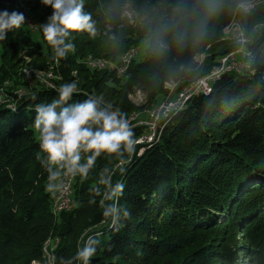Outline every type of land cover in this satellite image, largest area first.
<instances>
[{
    "label": "trees",
    "instance_id": "16d2710c",
    "mask_svg": "<svg viewBox=\"0 0 264 264\" xmlns=\"http://www.w3.org/2000/svg\"><path fill=\"white\" fill-rule=\"evenodd\" d=\"M248 1L220 0L209 13L206 0H76L90 14L93 33H73L66 43L76 50L59 64L40 30L50 7L37 22L40 43L24 25L0 41V89L6 83L24 92L19 99L16 90H4L3 98L16 102L15 112L0 106V264H48L47 245L54 240L53 264H61L75 255L81 238L93 234L101 243L90 264H264V0L236 16L249 39L248 69L226 73L208 95L173 111L155 142L137 145L124 175L115 160L98 159L88 180L74 179L70 211H52L32 127L34 106L50 102L59 85L72 80L82 93L74 99L102 94L127 119L142 110L129 99L135 89H143L147 104L155 106L161 95L167 97L166 84L183 88L208 74L221 56L238 51L223 30ZM37 2L0 0V11L27 19V8ZM165 24L172 27L164 31ZM177 33L185 34L182 43ZM158 35L167 45L162 50L154 46ZM143 41L148 47L142 61L134 58L123 77L87 63L115 62ZM203 53L208 57L200 65L196 58ZM27 71L51 72L53 86L29 79ZM133 129L138 138L145 135L144 126ZM104 167L113 168V184H125L119 202L131 218L118 231L103 223L101 196L89 203V189Z\"/></svg>",
    "mask_w": 264,
    "mask_h": 264
},
{
    "label": "clouds",
    "instance_id": "9594fccd",
    "mask_svg": "<svg viewBox=\"0 0 264 264\" xmlns=\"http://www.w3.org/2000/svg\"><path fill=\"white\" fill-rule=\"evenodd\" d=\"M41 3L52 9V15L41 23L42 38L53 53L52 59L59 64L76 50L75 44L66 43L73 33H93L91 16L83 12L82 3L76 0H41ZM206 3L208 12L213 13L220 0H206ZM25 24L23 13L0 11V41H5L10 32ZM171 27L165 24L163 30ZM194 35L200 38L203 31L197 29ZM175 38L182 43L185 34L177 33ZM154 46L162 50L167 45L158 35ZM56 92V97L50 102L38 103L33 109L32 127L39 143L36 159L47 173L45 193L53 198L58 193L63 194L66 178L79 176L81 183L88 180L101 157L115 160V170L124 175L126 166L131 163L130 158L136 154L137 145L142 143L130 120L119 110H112L102 94L87 93L83 94L86 98L74 99L82 95L76 80L60 84ZM114 174L111 167L100 169L96 186L89 189L93 194L89 203L95 204V197L101 196L103 223L118 231L123 226L122 222L131 218V213L120 205L125 184L123 181L113 184L111 178ZM100 243L96 234L81 238L75 255L66 261L61 258V264H90Z\"/></svg>",
    "mask_w": 264,
    "mask_h": 264
},
{
    "label": "rangeland",
    "instance_id": "374dc122",
    "mask_svg": "<svg viewBox=\"0 0 264 264\" xmlns=\"http://www.w3.org/2000/svg\"><path fill=\"white\" fill-rule=\"evenodd\" d=\"M48 10V7H46V6H44L41 2H37V3H33V4H31L28 8H27V11H26V16H27V19H26V24L24 25V28L26 29V31L28 32V34H30V36L34 39V41L35 42H37V43H40V39H39V30H38V20H39V18H41V16L46 12ZM129 19H132V20H134V21H137V18H136V16H135V18H133V15H131L130 13L129 14H127L126 15ZM239 27H241L240 26V22L239 21H234V23H233V25L231 26V28H230V30H229V33H228V35H226L225 36V39L227 40V41H230V42H235L236 41V38L238 37V34L240 33V29H239ZM243 32V31H242ZM242 32L240 33V36L239 37H241L243 34H242ZM147 47H148V44H147V41H143L142 43H141V45L139 46V48H137V50L135 51V50H131L130 52H128V53H126V54H133L132 55V58H131V60H130V64L128 65V68L130 67V65H131V62H132V60L135 58L136 59V62L138 63V62H141L142 61V59H143V57H144V55H145V51H146V49H147ZM1 48H0V55H1ZM229 56V54L227 55V56H225V57H228ZM240 56H242L241 54H240ZM246 58L247 57H245V56H243V59H245V61H246V69H248V63H247V60H246ZM101 61H108V60H106V59H100ZM221 60H223V58H221ZM99 61V60H98ZM201 61V60H200ZM93 63V62H92ZM92 63H91V66H93L92 65ZM217 64H221V62H218ZM99 70H101V69H99ZM240 70H245V69H239V71ZM238 71V72H239ZM230 72H234L233 71V68H226V69H224L222 72H220V73H223L222 74V76L223 75H225L226 73H230ZM237 72V73H238ZM241 72V71H240ZM28 74V76H29V79L31 78V77H33V78H36L37 76H40V74L39 73H37V72H28L27 73ZM32 74V75H31ZM117 74V73H116ZM211 74H212V71H211ZM210 74V75H211ZM126 75V74H125ZM125 75H118L117 74V76L118 77H123V76H125ZM219 76V74L216 76V78ZM221 76V77H222ZM37 79V78H36ZM219 80V79H218ZM218 80H216V81H218ZM215 81V82H216ZM214 82V83H215ZM168 84H170V83H168ZM166 88H167V94H166V96L167 97H165L164 95H161V97H159L158 98V102H157V104H153V105H155V106H152V104L150 105H148L147 104V94L144 92V90L143 89H135L134 90V93H131L130 95H129V99H130V101H131V103L134 105V106H136V107H139V108H141L142 110L141 111H139V112H134V113H132L131 114V116H129V120H130V122H131V125L133 126V127H136V126H144V128H145V135L144 136H142L141 138H139L141 141H142V143H143V145H146V144H152L153 142H155V139H157V137L159 136V133L161 132V129H163V125L161 124V122L163 121V120H159L157 123H158V125H157V131H156V133L153 135V129H152V126H153V124L155 123V121H154V123L153 124H151L152 123V120H151V118H152V116L154 115V113L153 112H155L157 109H159V108H161V106H164L165 104H168L167 103V99L169 98V96H170V94H171V92L173 91V90H175V88H174V85H172L171 87H169V86H166ZM4 90H6V91H8V90H13L12 92H14V90H16L14 87H12V86H10V85H8V84H6V83H4L3 84V87H1V89H0V93H1V95H0V97L1 96H3V95H5L6 93H5V91ZM210 90H212V86L209 88H207V90H206V92H203L205 95H208L211 91ZM16 93H17V95H18V98L20 99V97H22L23 96V94H24V92L21 90V89H18V90H16L15 91ZM165 97V98H164ZM187 97V96H186ZM185 97V98H186ZM188 100H186L185 101V103L187 102ZM10 102H12V103H14V104H16V102L12 99ZM6 106H12L10 103H8V102H5L4 103ZM4 104H0V106L1 105H4ZM173 112V111H172ZM172 112H170V113H167V114H165L164 116V120H166L168 117H169V115L172 113ZM166 113V112H165ZM152 119H154V118H152ZM156 121H157V119H156ZM151 124V125H150ZM148 126H150V127H148ZM35 134V133H34ZM35 137H36V135H35ZM37 138V137H36ZM144 139H148V140H144ZM150 139V140H149ZM143 140H144V142H143ZM142 143H140V144H138V145H141ZM73 181L71 182V186H70V188H71V190H70V193H69V197H72V194H73V184H74V179H72ZM54 201H57V197H55L54 198ZM54 203V202H53ZM72 207H73V204H68V208H67V211H70L71 209H72ZM58 244V241L57 240H54V241H52L51 243H48V245H47V249H48V251L50 252V258L48 259L49 260V262H48V264H53V262H54V256H53V252H54V250H56V248H57V245Z\"/></svg>",
    "mask_w": 264,
    "mask_h": 264
},
{
    "label": "built area",
    "instance_id": "2783aa9c",
    "mask_svg": "<svg viewBox=\"0 0 264 264\" xmlns=\"http://www.w3.org/2000/svg\"><path fill=\"white\" fill-rule=\"evenodd\" d=\"M245 51L246 50H244V48H241L239 51H237L235 53H230L228 57H223V60H220L221 64L215 66L212 69V77L202 78V79H199V80L191 83L190 85L183 88L176 95L174 101H171L170 103L165 104L164 106H161V108H159L155 112H153L154 115L152 116V118H154V119L151 118V120H152L151 124H153L155 121V123L152 126V129L154 131L153 135L157 131V125L159 123L158 121L164 120V115H165L166 111L172 110L176 104H185V97L186 96H193L194 97V96L201 94L204 91H206L207 88L209 87V85H211L214 77H216L218 74H220V72H222L224 69L233 68L234 72H238L239 69H246V61H245V59H243V52H245ZM240 54L242 56H240ZM125 67H126V64H125ZM37 80L40 81L39 78H37ZM156 119H157V121H156ZM148 127H150V126H148ZM144 140H148V139H144ZM144 140H143V142H144ZM60 198H61L60 213H62V212H64V207H66L67 204H73V203H72V197H69L68 192L63 193V195H60Z\"/></svg>",
    "mask_w": 264,
    "mask_h": 264
},
{
    "label": "bare ground",
    "instance_id": "6f19581e",
    "mask_svg": "<svg viewBox=\"0 0 264 264\" xmlns=\"http://www.w3.org/2000/svg\"><path fill=\"white\" fill-rule=\"evenodd\" d=\"M245 52H243V56L246 57V56H248V54H245ZM132 55L133 54H125V55L121 56L115 62H112V61H101L100 59H99V61L98 60H93V59H88L87 63L89 65V67L94 68V69H105V68H108L109 70H114L120 76V75H125L127 73L128 69H129L128 65L130 64V60L132 58ZM91 63H92L93 66H91ZM125 64H126V67H125ZM28 72L30 73L31 71H27V73ZM39 74H40V76H37V78L40 79L41 83L45 84L48 87L49 86H53L51 80L54 79V77H53V74L51 72L47 73V74H44V73H39ZM222 74L223 73H220L217 78L214 77V79L212 80V83H214L216 80L220 79ZM209 77H212V74ZM172 85H174V83L166 84V86H169V87H171ZM210 87H211V85H209V88ZM204 92H206V91H204ZM3 97H4V95L0 97V104H4L5 102L10 103L11 100L3 98ZM192 97L193 96H187L185 98V101L191 99ZM10 104L14 105V103H12V102ZM183 106H184V104H176L172 110L166 111L165 114L170 113V112L175 111V110H178V109L182 108ZM72 181L73 180L71 178H66L65 179L66 188H65L64 193H67V192L70 193V190H71L70 186H71V182ZM60 195H63V194L58 193L57 196H56L57 197V201H54V203H53L52 211H53V213L55 215L60 214V209H61V198H60ZM67 208H68V204L66 205V207H64V211H67Z\"/></svg>",
    "mask_w": 264,
    "mask_h": 264
},
{
    "label": "water",
    "instance_id": "95a60500",
    "mask_svg": "<svg viewBox=\"0 0 264 264\" xmlns=\"http://www.w3.org/2000/svg\"><path fill=\"white\" fill-rule=\"evenodd\" d=\"M260 1H261V0H251V1H248V2H246V3H240V4L238 5V8H237V11H236V15H235L234 20H233V21H232V22H231V23H230V24H229V25L223 30V33H224V39H225V36L228 35L229 30H230L231 26L233 25L234 21H238V20L236 19L237 13H242V14H249V13H251L253 10H255V7L258 5V3H260ZM240 26H241V27H239V29H240V33L243 31V32H242L243 35H242L241 37H239V36H240V33H239V34H238V37L236 38V41H235V42H232V43H235V44H237V45L239 46L238 51H239L241 48H244V50H246V44L249 42V39H248V37H247L246 30H245L244 26H243L241 23H240ZM225 40H226V39H225ZM226 41H227V40H226ZM227 42H230V41H227ZM235 52H237V51H234V52H231V53H235ZM228 54H230V53H228ZM228 54H226V55H224V56H221V57L218 59L217 63L220 62L221 58L227 56ZM207 57H208L207 53H203V54L197 56V58H196V62H197L198 64H200V65H201V64L203 65ZM200 60H201V61H200ZM217 63H216L215 66L219 65V64H217ZM215 66H214V67H215ZM214 67H213V68H214ZM213 68H212V69H213ZM212 69H211V71H212ZM245 70H247V69H245ZM245 70H243V71H245ZM211 71H210L208 74H206V75H204V76H202V77L197 78L195 81H197V80H199V79H202V78H207V77H209L210 74H211ZM240 71L243 72L242 70H240ZM240 71H239L238 73H240ZM195 81H192L191 83H193V82H195ZM173 83H175V82H173ZM191 83L187 84L186 86L190 85ZM214 84H215V83H212V84H211L212 89H213ZM186 86H184L183 88H185ZM183 88H180V89H179V83H176V88H175V90H173V91L171 92L169 98L167 99V103H170L171 101H174L176 95H177V94H178ZM6 107H7V109H12V108H16L17 106H16V105H12V106H6ZM163 121H164V120H163ZM163 121L161 122V124L163 123Z\"/></svg>",
    "mask_w": 264,
    "mask_h": 264
}]
</instances>
